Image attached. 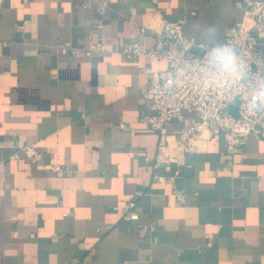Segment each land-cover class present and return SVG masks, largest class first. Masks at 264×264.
Masks as SVG:
<instances>
[{
	"label": "crops",
	"instance_id": "1",
	"mask_svg": "<svg viewBox=\"0 0 264 264\" xmlns=\"http://www.w3.org/2000/svg\"><path fill=\"white\" fill-rule=\"evenodd\" d=\"M248 1L0 0V264H264V139L247 136L230 161L208 130L183 150L186 112L157 163L141 68L166 62L118 51L152 46L162 17L214 45ZM91 35L102 47L86 54ZM25 144L40 161L14 156Z\"/></svg>",
	"mask_w": 264,
	"mask_h": 264
},
{
	"label": "built area",
	"instance_id": "2",
	"mask_svg": "<svg viewBox=\"0 0 264 264\" xmlns=\"http://www.w3.org/2000/svg\"><path fill=\"white\" fill-rule=\"evenodd\" d=\"M263 21L264 4L260 0H249L243 16L229 25L222 39L214 45L187 37L183 22L164 17L155 28L152 46H146L142 40H121L118 51L127 59L147 55L166 62L164 69L141 68L149 74L142 94L150 101L151 108L141 120L159 134L157 163L167 165L173 157L166 124L174 119L184 121L186 112L194 113L196 118L182 129L176 140L175 144L183 150L196 147L194 142L208 130L222 135L227 149L224 157L230 161L231 154L241 150L247 136L253 134L264 139V50L259 46L264 43V36H260ZM220 46L231 48L237 55L236 72H222L213 62L212 55ZM101 47L102 40L91 35L85 53ZM69 48V42L60 45L62 52ZM70 50L78 53L76 48ZM233 103H236V114L228 110ZM19 151L27 153L32 162L41 159V152L31 144L19 145L14 156L18 157ZM51 168L58 174L66 171L58 164ZM134 205V201H128L121 207L126 218L137 216L132 209Z\"/></svg>",
	"mask_w": 264,
	"mask_h": 264
},
{
	"label": "clouds",
	"instance_id": "3",
	"mask_svg": "<svg viewBox=\"0 0 264 264\" xmlns=\"http://www.w3.org/2000/svg\"><path fill=\"white\" fill-rule=\"evenodd\" d=\"M213 62L225 73H233L238 69V57L235 52L227 47H217L212 55Z\"/></svg>",
	"mask_w": 264,
	"mask_h": 264
},
{
	"label": "water",
	"instance_id": "4",
	"mask_svg": "<svg viewBox=\"0 0 264 264\" xmlns=\"http://www.w3.org/2000/svg\"><path fill=\"white\" fill-rule=\"evenodd\" d=\"M196 52H198L197 50H195ZM228 110L230 112H232L233 114H236V103H233L229 106Z\"/></svg>",
	"mask_w": 264,
	"mask_h": 264
}]
</instances>
